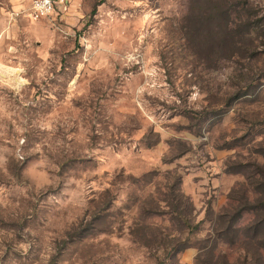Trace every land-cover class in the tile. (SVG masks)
I'll return each instance as SVG.
<instances>
[{
    "label": "rangeland",
    "instance_id": "1",
    "mask_svg": "<svg viewBox=\"0 0 264 264\" xmlns=\"http://www.w3.org/2000/svg\"><path fill=\"white\" fill-rule=\"evenodd\" d=\"M28 8L0 0V264H264V0Z\"/></svg>",
    "mask_w": 264,
    "mask_h": 264
},
{
    "label": "built area",
    "instance_id": "2",
    "mask_svg": "<svg viewBox=\"0 0 264 264\" xmlns=\"http://www.w3.org/2000/svg\"><path fill=\"white\" fill-rule=\"evenodd\" d=\"M69 2L70 0H29L27 16L31 21L57 18L65 12Z\"/></svg>",
    "mask_w": 264,
    "mask_h": 264
},
{
    "label": "bare ground",
    "instance_id": "3",
    "mask_svg": "<svg viewBox=\"0 0 264 264\" xmlns=\"http://www.w3.org/2000/svg\"><path fill=\"white\" fill-rule=\"evenodd\" d=\"M13 72H15V74H16V71H13ZM15 74H14V76H13L15 79H14V78H12V79H13V81L16 82L17 80H16V75H15ZM16 83H17V82H16Z\"/></svg>",
    "mask_w": 264,
    "mask_h": 264
},
{
    "label": "trees",
    "instance_id": "4",
    "mask_svg": "<svg viewBox=\"0 0 264 264\" xmlns=\"http://www.w3.org/2000/svg\"><path fill=\"white\" fill-rule=\"evenodd\" d=\"M214 12H215V10H214ZM185 224L186 225H189V222H188V220L186 219V221H185Z\"/></svg>",
    "mask_w": 264,
    "mask_h": 264
}]
</instances>
